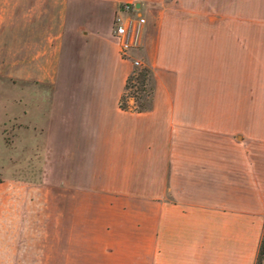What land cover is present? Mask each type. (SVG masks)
Wrapping results in <instances>:
<instances>
[{"label": "crops", "instance_id": "obj_1", "mask_svg": "<svg viewBox=\"0 0 264 264\" xmlns=\"http://www.w3.org/2000/svg\"><path fill=\"white\" fill-rule=\"evenodd\" d=\"M10 1L30 100L1 131L29 140L30 174L0 196V264H254L264 0ZM126 2L154 76L141 111L119 105L139 57L113 34Z\"/></svg>", "mask_w": 264, "mask_h": 264}, {"label": "rangeland", "instance_id": "obj_2", "mask_svg": "<svg viewBox=\"0 0 264 264\" xmlns=\"http://www.w3.org/2000/svg\"><path fill=\"white\" fill-rule=\"evenodd\" d=\"M131 12L133 11L129 12V17L132 19L134 14ZM13 20L14 8L12 2H1L0 22L2 24L0 25L4 27H0V32L3 34V38L0 36V196L4 195L5 192L7 195H13V190H17V192L22 193V195L29 194V189H25L23 184H18L17 189H14L12 187L13 184H11L20 176L22 179L28 180L27 176L30 174L27 165L29 162L30 150L29 140L25 138L21 141L18 140L14 147L15 136L13 129L15 122L13 118H10L9 121L4 124L1 131L2 123L6 121L7 118L12 117L19 109V98L23 96V102L24 100H30L27 95V92L29 93L28 89H26L27 83L24 78L20 76L21 69L24 67L21 63H15L13 59ZM136 35L137 34L134 33L129 40L133 45H137L135 52L139 56L137 58L141 59L143 58V53L142 50L138 48V42H136L137 40L135 39ZM19 169L22 170V172H20ZM9 185H11V189L8 187ZM31 194L43 196L44 189L37 188L36 190H32ZM34 210H44V204L39 202Z\"/></svg>", "mask_w": 264, "mask_h": 264}, {"label": "trees", "instance_id": "obj_3", "mask_svg": "<svg viewBox=\"0 0 264 264\" xmlns=\"http://www.w3.org/2000/svg\"><path fill=\"white\" fill-rule=\"evenodd\" d=\"M154 93V76L151 66L143 56L137 59L127 75L119 105L123 109L141 111L152 106ZM264 257V228L258 246L255 263L263 264Z\"/></svg>", "mask_w": 264, "mask_h": 264}, {"label": "built area", "instance_id": "obj_4", "mask_svg": "<svg viewBox=\"0 0 264 264\" xmlns=\"http://www.w3.org/2000/svg\"><path fill=\"white\" fill-rule=\"evenodd\" d=\"M134 7V3L126 2L117 9L113 18V34L120 38V52L122 55L127 56L128 48L130 47V37L137 33L138 26L144 21V17L137 15L132 19L129 14L124 16L123 9L129 10ZM137 62V60H135Z\"/></svg>", "mask_w": 264, "mask_h": 264}, {"label": "water", "instance_id": "obj_5", "mask_svg": "<svg viewBox=\"0 0 264 264\" xmlns=\"http://www.w3.org/2000/svg\"><path fill=\"white\" fill-rule=\"evenodd\" d=\"M138 4V3H137Z\"/></svg>", "mask_w": 264, "mask_h": 264}]
</instances>
